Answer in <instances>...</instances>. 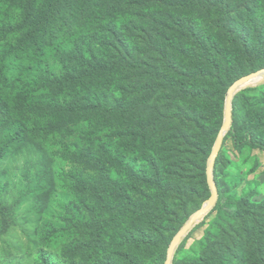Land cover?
<instances>
[{"label": "trees", "instance_id": "obj_1", "mask_svg": "<svg viewBox=\"0 0 264 264\" xmlns=\"http://www.w3.org/2000/svg\"><path fill=\"white\" fill-rule=\"evenodd\" d=\"M137 1L0 0V159L28 142L46 149L63 121L80 128L93 145L65 148L74 196L97 203L91 227L78 221L91 231L93 247L78 240L66 246L71 264L166 263L172 240L211 195L207 165L224 122L229 87L264 68V0H160L170 18L160 34L162 69L154 70V87L188 104L197 128L192 134L156 133L150 129L153 123L136 114L124 72L141 63L120 51L122 35L134 24V7L143 4ZM204 8L209 15L202 24L181 19ZM5 93H11V101ZM9 120L11 129L4 136ZM225 141L236 152L264 151V84L236 94ZM190 157L203 171L207 194L169 236L176 215L167 199L173 168L179 161L183 169ZM80 165L97 177L85 179ZM45 169L52 174V164ZM232 191L240 193L242 217L264 211V201L252 200L257 191L246 194L240 184ZM19 202L6 207L0 200V215L12 220ZM53 230L61 229L53 225ZM227 250L182 259L178 253L173 264H264L263 247L256 252L235 244Z\"/></svg>", "mask_w": 264, "mask_h": 264}, {"label": "rangeland", "instance_id": "obj_2", "mask_svg": "<svg viewBox=\"0 0 264 264\" xmlns=\"http://www.w3.org/2000/svg\"><path fill=\"white\" fill-rule=\"evenodd\" d=\"M137 2L143 4L134 7V24L122 35L120 45L124 57L141 63L138 69L124 71L131 89L130 99L137 104L135 112L153 123L150 129L156 133L169 136L192 134L197 122L191 107L169 91L154 87V70L162 69L158 54L160 34L166 29L170 16L160 7V0ZM208 15L204 8L181 19L202 24ZM260 84H264V80L251 86ZM143 98L146 101L140 103ZM4 99L11 101V93H5ZM157 118L158 122L154 123ZM10 123L9 120L5 124L4 136L11 129ZM52 134L55 140L46 144V149L36 142H28L8 150L0 159V200L6 207L20 200L18 208L11 214L12 220L0 215V264H71L65 258L66 246L78 240L93 247L91 231L78 221L91 227L97 203L88 196L83 199L74 196L71 179L67 176L72 164L65 159V148L78 151L91 149L93 145L82 138L80 128L69 122L58 123ZM196 161V157H190L183 169L179 168V161H175L167 199L176 215L169 236L180 228L183 220L199 207L207 194L203 171H197ZM46 164H52L51 175L46 169L43 171ZM79 167L85 179L97 177L88 166ZM214 178L220 204L182 239L174 259L178 253L177 258L182 259L190 253L227 252V248L235 244L256 252L264 248V211L242 217L237 205L240 193L232 191L234 184H240L246 188V194L257 191L252 200L264 201V151L245 149L236 152L231 143L224 140L216 160ZM249 182L253 183L249 185ZM68 205L72 209L70 212ZM10 221L9 228L3 230ZM53 225L61 230L54 232Z\"/></svg>", "mask_w": 264, "mask_h": 264}, {"label": "water", "instance_id": "obj_3", "mask_svg": "<svg viewBox=\"0 0 264 264\" xmlns=\"http://www.w3.org/2000/svg\"><path fill=\"white\" fill-rule=\"evenodd\" d=\"M264 80V68L253 71L249 74H246L236 81H234L228 89L226 103H225V112H224V122L217 136L216 142L214 144L212 153L208 160L207 165V179L209 188L211 190L210 197L202 204L197 212H195L187 223L181 228V230L176 234L174 239L172 240L167 260L165 264H173L174 255L176 253V249L179 246L182 239L201 221L205 219L207 214L216 206L219 200V191L218 186L216 184L214 178V168L216 164V160L220 151L223 147L225 137L227 133L230 131L233 123V109H234V98L238 92L247 88L248 86L258 84Z\"/></svg>", "mask_w": 264, "mask_h": 264}]
</instances>
